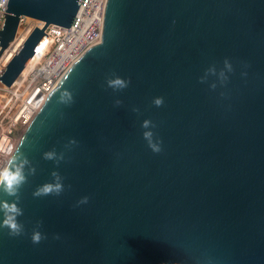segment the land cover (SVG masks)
<instances>
[{
  "label": "water",
  "instance_id": "obj_1",
  "mask_svg": "<svg viewBox=\"0 0 264 264\" xmlns=\"http://www.w3.org/2000/svg\"><path fill=\"white\" fill-rule=\"evenodd\" d=\"M80 3L8 0L0 53L20 16L44 26L0 80L9 86L45 27H69ZM225 59L233 69L225 83L200 82ZM113 74L128 87H108ZM63 90L70 105L59 102ZM144 119L156 125L159 153L143 138ZM53 149L65 152L59 165L43 158ZM18 152L36 174L21 189L24 234L0 228V264H264V0H106L100 42L61 76ZM54 169L65 191L33 197ZM0 199L13 198L0 191ZM37 221L47 238L34 244Z\"/></svg>",
  "mask_w": 264,
  "mask_h": 264
},
{
  "label": "built area",
  "instance_id": "obj_2",
  "mask_svg": "<svg viewBox=\"0 0 264 264\" xmlns=\"http://www.w3.org/2000/svg\"><path fill=\"white\" fill-rule=\"evenodd\" d=\"M7 1L0 0V29ZM105 3L81 0L69 27L47 25L44 40L13 82L7 86L0 80V168L12 157L61 76L86 49L100 42ZM43 26L39 19L20 16L13 40L0 53V73L32 30Z\"/></svg>",
  "mask_w": 264,
  "mask_h": 264
},
{
  "label": "clouds",
  "instance_id": "obj_3",
  "mask_svg": "<svg viewBox=\"0 0 264 264\" xmlns=\"http://www.w3.org/2000/svg\"><path fill=\"white\" fill-rule=\"evenodd\" d=\"M231 72L232 64L228 59L224 60V68L217 72L216 67L210 66L205 70L203 76H201L200 82L203 83L208 79L209 75L218 77L221 84L225 83L228 79L226 71ZM242 75H247L246 72ZM107 86L112 88L113 91H120L128 87L130 79H125L119 75L113 74L106 80ZM210 87L215 89L217 84L213 82ZM59 102L63 104H71L73 102V94L69 90H63L59 97ZM153 104L157 107L163 105L164 98L161 96L154 97ZM115 106H120L123 101L119 98L114 100ZM133 112L139 113L140 109L137 107L132 108ZM142 128L145 129L143 132V138L147 141L148 147L154 152L159 153L162 151V140L159 137H154L153 128L156 127L153 121L150 119H144L142 122ZM77 141L73 138L68 141L65 145V150H71L72 146L76 145ZM45 160L53 161L56 165H59L61 161L65 160V152H57L55 149L45 151L43 153ZM36 174V167L32 165L29 158L22 152H18L13 155L7 163L0 168V191H2L7 197L13 199H0V213H2V220H0V228H6L8 235L11 237H18L24 234V224L19 221L18 217L23 216L24 210L20 206L21 201V189L28 182L29 176ZM52 180L39 185L32 193L33 197H44L49 195L59 196L65 191L64 177L57 171L51 172ZM89 197L84 196L77 205L88 203ZM42 225V221H37L36 227L33 229L31 234V240L34 244H38L41 240L46 239V234L42 233L39 228ZM55 239H59L57 234Z\"/></svg>",
  "mask_w": 264,
  "mask_h": 264
}]
</instances>
